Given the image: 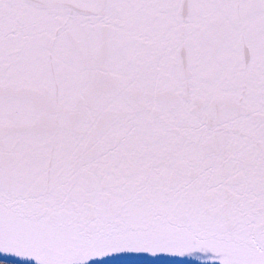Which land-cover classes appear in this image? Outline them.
I'll return each instance as SVG.
<instances>
[{"label": "snow or ice", "instance_id": "6c2138e0", "mask_svg": "<svg viewBox=\"0 0 264 264\" xmlns=\"http://www.w3.org/2000/svg\"><path fill=\"white\" fill-rule=\"evenodd\" d=\"M0 252L264 264V0H0Z\"/></svg>", "mask_w": 264, "mask_h": 264}, {"label": "water", "instance_id": "95a60500", "mask_svg": "<svg viewBox=\"0 0 264 264\" xmlns=\"http://www.w3.org/2000/svg\"><path fill=\"white\" fill-rule=\"evenodd\" d=\"M0 262L11 264H36L34 260H20L19 258L0 252ZM87 264H191L189 257L171 256V254L151 253H119L104 257L102 260H89Z\"/></svg>", "mask_w": 264, "mask_h": 264}, {"label": "trees", "instance_id": "16d2710c", "mask_svg": "<svg viewBox=\"0 0 264 264\" xmlns=\"http://www.w3.org/2000/svg\"><path fill=\"white\" fill-rule=\"evenodd\" d=\"M0 264H11V263L0 262Z\"/></svg>", "mask_w": 264, "mask_h": 264}]
</instances>
